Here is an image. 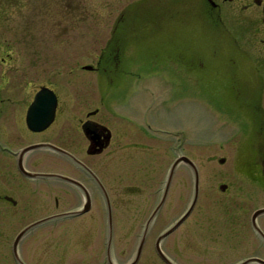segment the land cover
<instances>
[{"label": "flooded vegetation", "instance_id": "af4514ba", "mask_svg": "<svg viewBox=\"0 0 264 264\" xmlns=\"http://www.w3.org/2000/svg\"><path fill=\"white\" fill-rule=\"evenodd\" d=\"M10 49L0 46V264H264V222L257 221L264 212L253 217L264 206L249 208L257 188L264 191V0H137L115 20L95 64L83 67L98 73L95 80L12 77ZM146 65L223 78L220 101L233 105L247 131L232 165L240 181L233 196L244 202L213 219L184 222L193 207L171 231L182 215L154 230V220L113 222L120 193L154 199L152 211L164 197L157 214L172 196L194 197V168L180 160L172 170L179 156L175 95L161 100L158 87L124 93L125 74ZM194 161L197 199L229 192L225 179L217 190L201 185L200 176L221 173L215 158L206 166ZM179 170L184 183L193 176V191L175 189ZM97 209L106 222H92ZM65 219L78 221L55 223ZM68 229L77 241L87 236L67 244L83 254H63L58 238Z\"/></svg>", "mask_w": 264, "mask_h": 264}, {"label": "rangeland", "instance_id": "374dc122", "mask_svg": "<svg viewBox=\"0 0 264 264\" xmlns=\"http://www.w3.org/2000/svg\"><path fill=\"white\" fill-rule=\"evenodd\" d=\"M136 1L0 0V46L10 47L11 49L7 52L14 58L10 62L12 69L10 73L7 70V73L12 77L21 73L19 74L21 78H48L65 84L97 79V72L86 71L83 67L95 64L100 51L106 48L110 40L111 27L115 20L125 6L134 4ZM4 53V50H0V62L1 57H6ZM148 67L149 65L145 68H134L129 74H125L124 93L135 89L147 91L146 88L158 87L161 91V100L163 96L175 95L171 107V121L175 123L177 130L176 152L178 155L187 156L192 161L195 160L198 165H210L205 160L216 159V162L211 164L218 165L221 173H209L206 167H203L204 171L208 172V176H200L202 187H212L217 190V182L222 179L231 184L226 194L218 193L211 197H208L207 193L202 196L200 194L193 211L184 222L213 219L215 213L221 212L223 208L233 207L237 202H244V197L236 199L233 196L235 187L240 181L232 171V165L240 136H245V133L242 134L247 131L244 130L241 120L234 116L233 105L220 101L217 84L223 78L219 73L209 71V73L204 72V79L199 80L197 71H184L178 67L175 71L164 69L165 66L152 69ZM4 69L0 65V72ZM25 71L29 75L23 76L22 73ZM223 83L225 84V81ZM74 91L75 89L72 88V96L75 95ZM143 97L145 102L151 99L148 92H145ZM218 158H224L225 162L220 164L217 162ZM174 178L177 191H193L192 175L188 174L187 182L184 183L179 170ZM120 194L112 200L113 222L144 223L155 205L154 199L140 195L130 197ZM189 195L191 196L186 198L172 196L166 199L153 221L158 226H154L152 230L174 223L184 214L192 200L193 195ZM262 206H264V191L257 188L255 203L249 205V208L253 210ZM96 211L95 220L92 222L97 224L106 222L105 213H99L98 209ZM203 212L206 214H202ZM77 221L65 219L55 223L70 224ZM257 221L264 222V215ZM49 228L56 229V226L50 224ZM69 230L71 229L65 230L58 238L60 243L66 244L63 254H83L82 248L72 250L67 247V244L86 243L87 236L80 235L77 241L78 236ZM134 249V245H128L129 254ZM150 249L152 246L146 248V254ZM50 252L53 253L52 250Z\"/></svg>", "mask_w": 264, "mask_h": 264}, {"label": "water", "instance_id": "95a60500", "mask_svg": "<svg viewBox=\"0 0 264 264\" xmlns=\"http://www.w3.org/2000/svg\"><path fill=\"white\" fill-rule=\"evenodd\" d=\"M84 68L89 69L90 67H89V66H84ZM180 160H183V161L188 162V164H189L190 166H192V167L194 168V170H195V171H194V197L192 198L191 203L189 204V206H188L187 210L184 212V214H182V216H181V217H180V218H179V219L173 224L172 227L169 228L168 231H171L172 229L176 228V226H177L178 224H180V223H181V222L187 217V215L191 212L192 208L194 207V205H195V203H196V200H197V195H198V174H197V171H196V168H195L194 163H193V162H192L187 156L179 155V156L177 157L176 162L174 163V165H173V167H172V170L174 169L176 163L179 162ZM172 170H171V173L169 174V178H170L171 175H172ZM169 178H168V179H169ZM163 200H164V197L161 198L160 202L157 204V206L155 207V209L152 211L151 215H150L149 218L147 219V223H151V222L154 220V218H155L157 212L159 211V209H160V207H161V205H162V203H163ZM262 212H264V208H262V209H258V210L255 212L254 216H253L254 219H255V217H256L258 214H260V213H262ZM168 231H166V232H165L160 238H162L166 233H168ZM160 238H159V239H160ZM141 243H142V242H141ZM139 251H140V247L138 248L136 255L139 254Z\"/></svg>", "mask_w": 264, "mask_h": 264}]
</instances>
